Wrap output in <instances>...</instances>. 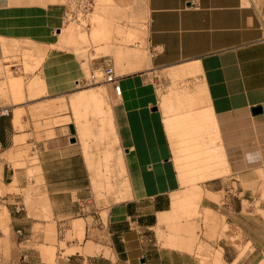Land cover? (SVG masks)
<instances>
[{
    "label": "crops",
    "instance_id": "1",
    "mask_svg": "<svg viewBox=\"0 0 264 264\" xmlns=\"http://www.w3.org/2000/svg\"><path fill=\"white\" fill-rule=\"evenodd\" d=\"M61 1L0 0V61L19 44L34 45L46 53L45 59L35 58H41L48 89L51 85V92L65 94L80 85L84 70L75 52L54 48L67 13ZM98 1L101 9L112 1L121 16L146 20V26L139 25L142 53L101 44L104 51L118 52L117 66L114 55L107 54L90 63L95 71L110 64L119 76L113 128L117 147L125 152L131 197L114 203L109 216L104 212L106 226L95 221L91 228L85 219H74L83 202L94 197L81 140L72 134L77 133L75 122L56 126L57 138L38 141L24 119L0 113V195L5 191L6 203L0 215H7L1 227L9 221L10 230L9 237L0 233V264L56 260V247L46 243L43 257L33 246L45 243L35 232L38 226L47 228V242L67 226L63 240H56L59 264H202L197 250L184 242L191 228L178 223L195 216L205 223L201 214L207 210L227 223L216 232L222 235L221 253L211 257L220 264H264L259 176L264 170V18L244 0ZM160 75L187 79L193 92L173 88L168 95L160 93ZM258 107L262 113L254 115ZM25 145L38 155L39 184L13 166L22 153L15 150ZM195 153L197 159H212L215 175L205 173V164L197 170L189 166ZM44 212L49 220L42 218ZM166 228L170 234L161 231Z\"/></svg>",
    "mask_w": 264,
    "mask_h": 264
},
{
    "label": "rangeland",
    "instance_id": "2",
    "mask_svg": "<svg viewBox=\"0 0 264 264\" xmlns=\"http://www.w3.org/2000/svg\"><path fill=\"white\" fill-rule=\"evenodd\" d=\"M95 1L94 8L89 12L86 22L81 20V24H79L75 20L68 21L65 19L64 27L61 30L62 35L59 36V43L54 46V48L71 50L77 54L79 59L83 60L84 75L79 86L73 87L65 94L51 92L50 90H54V87L50 85V89H48L47 79L39 69L41 58H35L43 56L45 59L46 53L36 49L34 45L29 43L19 44L13 50L6 51L3 60L0 61V113L4 115L7 112L8 115L14 114V117H19V121L24 119L26 121L25 127L37 132L36 138L38 141L57 138V131L54 129L56 126H62L71 121L75 122L77 133L75 130L72 134L74 136L79 135L81 140L82 149L91 173L94 197L91 201L83 202V210L74 219H85L82 221H85L86 226L91 228L95 221L102 226H106L108 221L104 222L102 219L104 212L107 211V216H109L110 207L114 203L117 204L129 199L131 197V187L124 164L125 152L117 147L119 144L113 128L112 104L116 103V95L111 85L108 86L104 82L97 84L89 82L93 72L99 74V72L90 69V63L99 56L107 54L114 55L117 66L119 57L116 59V55L118 52L104 51L101 49V44L110 46V50L134 48L135 55L142 53L145 44L140 32L142 27H139V25L146 26V20L142 16L138 18L121 16L120 11L113 7L112 1L109 4L103 3L105 9H101L98 0ZM244 1L247 6H255L264 18V0ZM61 2L70 9L72 0H62ZM133 28H135V31L130 30ZM127 33L128 37L126 36ZM32 55H34V58L31 57ZM13 80L23 84L22 94L14 95L12 93L10 87ZM157 84L159 92L165 95H168L173 88L185 90L190 94L194 89L187 79L173 81L170 77L168 79L162 75L157 78ZM57 96L62 98L52 100ZM22 128L24 127H20V129ZM186 135L188 133L179 138H187ZM15 151H21L22 153H19L16 160L12 161L13 166L26 170L31 182L36 179V183L39 184L38 179L42 170L38 155L33 153L32 146L25 145L24 148ZM188 162L189 166L193 168V164L190 161ZM193 169L197 170L198 168L194 167ZM259 176L262 180L261 189L263 191L262 199L264 200V170H259ZM234 187L237 186L234 185ZM2 192L0 195V213L6 208V203L2 202L5 191ZM28 196V201H31L29 194ZM5 213L4 211V215H0V227L5 224L2 223L3 219L5 220ZM262 214L264 216V212ZM201 215L204 216V214ZM219 217L222 224H227L224 217L220 215ZM42 218L49 220V215L44 212ZM189 219H185L186 222L178 223L181 225L180 227L188 226L191 228L189 230L192 231L190 235H185L187 238L184 242L191 245L192 250H197L195 255L201 258L202 264H220L219 256H217V260L216 257H211V255L221 253L217 243L222 235L220 233L213 235L209 227L202 223L200 216ZM65 229H67V226L59 228L56 233V240H63ZM161 231L170 234L169 228ZM184 231H187V229ZM35 232L44 236L45 243L42 244V241H37L33 246L41 251L43 257L45 256L46 243L51 247H56V260L54 258L51 264L54 262L59 264L58 242L56 240L54 242L46 241L48 231L43 226H38ZM0 233L6 237L10 236L9 221L5 227L0 228ZM85 241L86 239L80 246H83ZM0 252H2V240H0ZM64 252V257L70 255L67 250ZM82 255L87 256L88 254ZM105 256L110 257L109 250L105 251Z\"/></svg>",
    "mask_w": 264,
    "mask_h": 264
},
{
    "label": "built area",
    "instance_id": "3",
    "mask_svg": "<svg viewBox=\"0 0 264 264\" xmlns=\"http://www.w3.org/2000/svg\"><path fill=\"white\" fill-rule=\"evenodd\" d=\"M94 4L95 0H72L70 9L67 8L65 19L70 17L72 20L76 21L78 13L75 11V8H77L79 13L84 17L88 16L89 12L94 8ZM96 72H99V74H95V72H93L89 82L92 84L104 82L106 84L112 85L116 97H120L121 88L118 84L119 76L116 74L113 66L108 64L104 67H101ZM8 114L9 113L7 112L6 115ZM18 236H22L21 231H18Z\"/></svg>",
    "mask_w": 264,
    "mask_h": 264
},
{
    "label": "bare ground",
    "instance_id": "4",
    "mask_svg": "<svg viewBox=\"0 0 264 264\" xmlns=\"http://www.w3.org/2000/svg\"><path fill=\"white\" fill-rule=\"evenodd\" d=\"M95 3H96V1H95ZM75 11H77V13H78L76 21L79 22V24H81V20L83 22L84 21L86 22L87 16L84 17L83 15H81L77 8H75ZM67 20L70 21L72 19L70 17H67ZM83 65L87 66L86 64H83ZM86 74H87V71H86ZM10 89H11V91H12V93L14 95H20V94L23 93V90H24L23 89V84L21 82H17V80L16 81H14V80L12 81ZM193 147L196 148L194 145H193ZM190 161L193 164V168L194 167L198 168L197 167L198 165L205 164V166H206L205 170H206L207 173L209 172L208 173L209 175H210L211 172H212L211 175H213V174L215 175L216 174L215 173L216 167L213 165L212 159L209 156H205V157H200L199 156V158L197 159L196 158V153H195L193 156H191ZM219 165H220V163H219ZM219 218L220 217L218 216L217 212H215L214 210H207L205 212V215H204L205 224H206V226L211 227L212 231L214 233H216L217 230L221 227V221H220ZM224 230L226 232L236 236V237L239 235L234 229H231V227H229V226H225Z\"/></svg>",
    "mask_w": 264,
    "mask_h": 264
},
{
    "label": "water",
    "instance_id": "5",
    "mask_svg": "<svg viewBox=\"0 0 264 264\" xmlns=\"http://www.w3.org/2000/svg\"><path fill=\"white\" fill-rule=\"evenodd\" d=\"M252 112H253L254 115H259V114L262 113V108H260V107L254 108ZM72 142L75 143L76 140L73 139ZM142 263H145V260H142Z\"/></svg>",
    "mask_w": 264,
    "mask_h": 264
}]
</instances>
